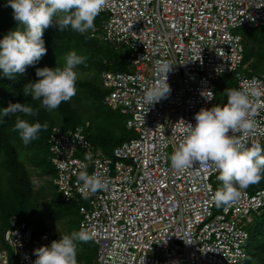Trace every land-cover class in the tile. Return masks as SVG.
Here are the masks:
<instances>
[{
	"label": "built area",
	"instance_id": "obj_1",
	"mask_svg": "<svg viewBox=\"0 0 264 264\" xmlns=\"http://www.w3.org/2000/svg\"><path fill=\"white\" fill-rule=\"evenodd\" d=\"M100 13L106 18L91 35L126 46L134 69L103 73V102L126 117L135 136L111 156L93 145L83 125L54 127L49 138L57 193L62 202H77L79 228H94L92 264L244 263L248 226L264 208V189L242 190L237 204L218 208L212 200L221 186L214 165L178 171L169 157L188 124L195 125L197 112L221 106L214 90L220 76L236 73L235 89L252 85L264 92V76L239 72L244 47L237 33L241 27H264V0H104ZM157 60L175 64L167 78L171 91L149 107L142 96L159 79L153 70ZM254 109L256 127L246 141L259 143L263 153L264 95ZM84 169L109 179L106 189L87 199L77 182ZM36 232L33 224L12 216L2 234L10 251L0 250V264H33L35 249L59 240L49 231Z\"/></svg>",
	"mask_w": 264,
	"mask_h": 264
},
{
	"label": "clouds",
	"instance_id": "obj_2",
	"mask_svg": "<svg viewBox=\"0 0 264 264\" xmlns=\"http://www.w3.org/2000/svg\"><path fill=\"white\" fill-rule=\"evenodd\" d=\"M5 6L13 9V18L19 25L16 30L10 31L0 39V75L11 78L18 73H25L28 66L35 65L46 53L44 32L54 23L59 31L70 28L79 34L88 32L94 37L91 35L92 31L102 26H95L94 21L101 14L104 0H6ZM58 14L63 15L55 19ZM237 33L242 36L244 47V60L239 72L245 76H264V72L244 74L243 70L247 67L246 49L243 35L238 30ZM95 38L100 39V37ZM115 47L127 48L124 45ZM85 59L83 55L71 50L64 57L63 67L37 68L36 76L40 79L27 83L23 88V95L30 96L31 101H39L41 108L52 112L62 102L69 101L76 94L78 73L75 69L83 64ZM174 65L169 60L155 61L153 70L159 79L143 92V104L150 107L167 97L171 91L167 83L168 73L173 70ZM133 70L131 65L130 71ZM106 72H122H101L100 87L107 94L102 83V75ZM225 75H234L237 83L236 73ZM220 77L214 82L216 95H218L216 82ZM224 94L227 97L226 103H223L221 93V100L217 96L221 106L201 109L195 114V125L188 124L187 134L176 144L169 157L171 167L178 171L192 168L194 164L200 167H205L209 163L214 165L215 170L219 172L216 180L218 183L222 182L212 196L218 208L237 204L242 190L247 189L250 184L259 182L264 174V154L261 145L259 143L249 145L246 141L256 127L255 121L251 118L255 111L254 104L264 92L249 85L243 90L226 88ZM16 113L34 115L33 108L27 103H9L7 108L0 110V115L3 117L11 118ZM83 126L87 128L89 124ZM47 127V123L43 125L39 122L30 123L17 116L13 130L17 132L24 145H28L37 140L41 130H46ZM91 158L90 153L85 154V159L91 160ZM77 182L81 185L82 197L87 199L89 195L106 189L109 179L101 178L95 173L89 174L84 169L77 174ZM93 235L94 228L83 225L70 234H62L61 238L52 241L50 246H42L34 250L37 259L33 264H78V243L90 242Z\"/></svg>",
	"mask_w": 264,
	"mask_h": 264
},
{
	"label": "trees",
	"instance_id": "obj_3",
	"mask_svg": "<svg viewBox=\"0 0 264 264\" xmlns=\"http://www.w3.org/2000/svg\"><path fill=\"white\" fill-rule=\"evenodd\" d=\"M6 0H0V39L10 31L16 30L19 25L13 18V9L5 6ZM63 14H61L62 16ZM105 16L99 14L94 23L101 26ZM54 25V24H53ZM51 25L44 32L46 53L33 66H28L23 74H16L14 77L0 75V110L7 108L9 103H27L33 108L34 115L26 116L23 113H16L11 118L0 115V234L9 225L12 216H17L20 220H25L34 225L36 233L49 231L50 227L46 223L41 206V199L49 196L56 197L57 203L63 204L58 209L51 207V215L61 219L71 214L73 210L79 213L77 202H62L53 183L55 169L49 159V138L54 127H60L63 131L74 129L79 125H85V121L91 118V114L98 111L101 107L111 109L103 102L106 92L98 85L97 77L103 71L125 72L131 70V54L124 47L116 48L103 40L91 37L88 32L83 34L76 33L70 28L59 31L58 26ZM246 49L244 74H259L264 72V28L245 27L241 33ZM75 50L83 55L85 62L75 69L87 70L91 73V79L79 83L80 91L87 96L90 101L91 112L84 115L81 111L82 106H72L70 101L62 102L60 106L52 112L40 107L39 101H31L30 96L23 95V88L29 82H35L39 77L36 76L37 68H55L64 66L66 54ZM234 75H228L223 83L220 92L223 94V103L227 97L224 94L226 88H236ZM81 99V98H80ZM78 99L77 101H79ZM108 111V112H110ZM108 116V114H105ZM19 116L28 120L30 123L39 122L42 125L47 123L46 130H41L39 138L28 145H24L17 132L14 131L15 120ZM106 129L92 131V126L86 128L88 138L93 145L100 149L105 155L111 156L115 147L125 141L134 138L135 134L127 129L126 123L121 124L117 116H108ZM123 119V118H122ZM124 120V119H123ZM62 121V123L60 122ZM90 121V120H89ZM29 149L33 156L32 164L42 170V174L51 177L50 187L45 186L37 191L33 189V182L28 170L19 157V148ZM264 154V152L262 153ZM8 177L3 181V173ZM221 184L222 182L219 181ZM264 189V174L259 182L250 184L246 191L254 193ZM47 190V191H45ZM34 207L31 212L30 209ZM79 215V214H78ZM71 221V220H70ZM69 221V222H70ZM80 221V216H79ZM248 230L254 233L251 237L250 252L248 259L242 264H264V208L255 214L253 222L248 226ZM77 246V262L82 264H92L96 257V246L92 242H80Z\"/></svg>",
	"mask_w": 264,
	"mask_h": 264
},
{
	"label": "rangeland",
	"instance_id": "obj_4",
	"mask_svg": "<svg viewBox=\"0 0 264 264\" xmlns=\"http://www.w3.org/2000/svg\"><path fill=\"white\" fill-rule=\"evenodd\" d=\"M61 17V14H58L57 17L55 19H59ZM54 27H57L54 23L53 25ZM244 31V27L243 28H239L238 32L241 34ZM126 50H128L126 48ZM129 51V50H128ZM78 73V79L76 82V94L69 100L70 103L72 104V106L76 107L77 105L80 104V106L83 107L82 109V113L86 116L88 115L91 110H90V101H88L87 96L83 95V93H81V91L79 90V83L84 81V80H89L91 79V73H89L87 70H77ZM228 78V76L223 75L220 77V79L216 82V90H217V96L219 97V99L221 100L222 95L220 92V89L223 86V83L225 82V80ZM97 83L100 86L101 83V79L100 77H97ZM81 98V99H80ZM78 99H80L79 101H77ZM110 111L108 108L106 107H101L99 108L98 111H95L94 113L91 114V118L88 119V121H85V124H89V126H92V131L96 132L97 130H101V129H106V125L108 122L107 117L111 116L112 114L113 116H117L121 119H118L119 122L121 124L126 123V117L124 115H122L118 110H111ZM105 114H108V116H106ZM124 120H123V119ZM90 120V121H89ZM62 123V121H60ZM88 126V127H89ZM33 154L29 149H26L25 147H20L19 148V157L20 160L24 162L29 176L31 178V181L33 182V189L34 191L40 190L42 189L44 186L46 187H50V182H51V177L49 175L46 174H42V170L40 168L35 167L34 164H32L31 162V158H32ZM3 177V181L5 182L6 178L8 177V174L5 172L2 174ZM42 187V188H41ZM47 191V190H45ZM43 206H41L40 210L41 213L43 214V217L46 221V223L49 225L50 230L49 232L52 233L53 235H56L59 239L61 238L62 234H70L73 231L79 230V213L77 214V212L75 210L72 211L71 214H68L65 218L62 217L61 219H57L55 218L54 215H51L50 209L52 206H54V208L58 209L59 204L57 203V199L56 197H47V198H43L41 199ZM63 204H60V206H62ZM34 210V207L30 209V211L32 212ZM71 220V221H70ZM70 221V222H69ZM250 233V231H249ZM254 235L253 232L250 233V240L248 241V244H251V237ZM3 235L0 234V250L5 249V250H9L6 245L3 242ZM80 242L78 243L77 246H80ZM250 248V247H249ZM248 248V250L250 251V249ZM82 264V263H80Z\"/></svg>",
	"mask_w": 264,
	"mask_h": 264
}]
</instances>
